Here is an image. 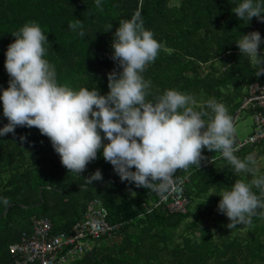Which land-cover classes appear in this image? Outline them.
<instances>
[{"label": "trees", "instance_id": "16d2710c", "mask_svg": "<svg viewBox=\"0 0 264 264\" xmlns=\"http://www.w3.org/2000/svg\"><path fill=\"white\" fill-rule=\"evenodd\" d=\"M240 2L100 0L98 8L96 0H0V91L7 89L10 79L4 64L7 47L15 39L11 34L35 22L50 42L44 58L54 66L57 83L73 90L95 87L107 94V74L120 71L110 58L113 33L121 20L140 12L144 28L160 44L155 61L142 73L152 82L146 99L154 101L173 89L193 95L196 111L207 110L205 102L214 98L232 117L249 98V84H264V74L256 76L258 66L241 55L235 43L252 31L264 40V22L255 17L248 23L239 20L231 9ZM76 19L83 23L84 38L68 27ZM260 48L264 51V43ZM222 55L227 58L219 59ZM245 104L251 115L257 110L264 114V107L253 101ZM7 123L0 103V128ZM15 133L0 136V264L20 258L9 245L31 230L34 217H48L53 234L69 233L92 199L101 201L108 223L120 226L110 235L88 237V251L60 264H264V210H257L251 226L233 229L226 227L227 216L217 211L219 194L230 190L235 180L250 183L264 176V141L245 144L234 153L241 160L254 154V174H237L220 152L202 149L206 159L200 167L177 170L174 177L184 181L186 212L169 213L162 205L147 212L146 206L159 196L122 182L100 152L78 176L61 164L49 138L37 128L17 126ZM97 169L103 180L86 184L84 178ZM252 190L264 200L259 189ZM70 247H61L58 257L68 256Z\"/></svg>", "mask_w": 264, "mask_h": 264}, {"label": "clouds", "instance_id": "9594fccd", "mask_svg": "<svg viewBox=\"0 0 264 264\" xmlns=\"http://www.w3.org/2000/svg\"><path fill=\"white\" fill-rule=\"evenodd\" d=\"M96 5L101 7L100 0ZM231 11L247 23L254 17L264 22V4L259 0H241ZM68 27L81 38L86 36L80 19L69 22ZM111 27L109 24L106 31ZM11 35L15 39L7 47L4 64L10 79L7 89L0 91L8 123L0 128V136H15L17 126L37 128L49 138L61 164L78 176L100 152L122 182L154 192L162 200L175 190L177 170L200 167L206 159L202 149L220 152L237 174H254V154L243 160L234 155V121L223 103L211 98L203 106L207 110L196 111L193 95L173 89L154 101L146 99L152 82L142 73L155 61L160 44L144 28L140 12L121 20L113 33L110 58L120 71L107 74L109 91L105 95L95 87L73 90L57 83L54 66L44 58L45 45L50 47V42L35 22L24 24ZM235 43L241 55L258 66L256 76L264 74L260 33L243 34ZM19 139L26 141L25 136ZM84 179L92 185L103 176L97 169ZM253 187L264 195V176L250 183L235 180L230 190L219 194L217 211L227 216L228 229L251 226L257 210H264V200ZM4 203L8 204L7 198Z\"/></svg>", "mask_w": 264, "mask_h": 264}, {"label": "built area", "instance_id": "2783aa9c", "mask_svg": "<svg viewBox=\"0 0 264 264\" xmlns=\"http://www.w3.org/2000/svg\"><path fill=\"white\" fill-rule=\"evenodd\" d=\"M222 55L220 59H226ZM249 98L244 104L253 101L258 108L264 107V84L256 82L250 83L248 87ZM242 106H245V105ZM253 130L244 140H239L235 135L234 147L238 150L245 144H254L264 141V114L257 110L252 115ZM188 199L184 195L183 180L176 181L175 190L167 195V199L160 197L150 205L146 206V211L162 205L169 213L186 212ZM107 210L98 199H92L86 206L82 217L73 223L69 233L60 231L52 233V223L48 217H34L32 219L31 230L23 231L18 242L10 244L9 249L13 254L19 255L13 264H30L36 261L39 264H60L67 260V257L80 256L88 251L90 245L87 243L88 237H99L100 235H110L118 230L119 224L111 225L106 220ZM69 255L58 257L61 247L70 245ZM73 245L75 247H73ZM78 252V253H77Z\"/></svg>", "mask_w": 264, "mask_h": 264}, {"label": "rangeland", "instance_id": "374dc122", "mask_svg": "<svg viewBox=\"0 0 264 264\" xmlns=\"http://www.w3.org/2000/svg\"><path fill=\"white\" fill-rule=\"evenodd\" d=\"M235 135L239 140L246 139L253 130L252 115L243 107L238 111V114L233 122ZM120 226V225H119Z\"/></svg>", "mask_w": 264, "mask_h": 264}, {"label": "water", "instance_id": "95a60500", "mask_svg": "<svg viewBox=\"0 0 264 264\" xmlns=\"http://www.w3.org/2000/svg\"><path fill=\"white\" fill-rule=\"evenodd\" d=\"M237 110L234 112V114H233V116H232V121H234L235 120V117H236V115H237Z\"/></svg>", "mask_w": 264, "mask_h": 264}]
</instances>
